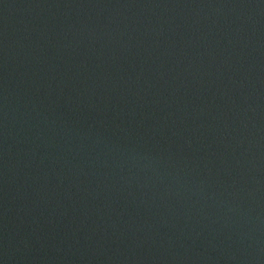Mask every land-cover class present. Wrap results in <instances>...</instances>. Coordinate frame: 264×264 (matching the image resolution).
<instances>
[{
    "label": "water",
    "instance_id": "95a60500",
    "mask_svg": "<svg viewBox=\"0 0 264 264\" xmlns=\"http://www.w3.org/2000/svg\"><path fill=\"white\" fill-rule=\"evenodd\" d=\"M0 264H264V0H0Z\"/></svg>",
    "mask_w": 264,
    "mask_h": 264
}]
</instances>
